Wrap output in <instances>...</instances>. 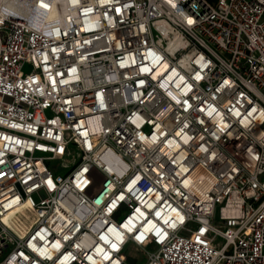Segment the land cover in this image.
I'll return each mask as SVG.
<instances>
[{
  "label": "built area",
  "instance_id": "1",
  "mask_svg": "<svg viewBox=\"0 0 264 264\" xmlns=\"http://www.w3.org/2000/svg\"><path fill=\"white\" fill-rule=\"evenodd\" d=\"M128 247L264 264V0H0V264Z\"/></svg>",
  "mask_w": 264,
  "mask_h": 264
},
{
  "label": "rangeland",
  "instance_id": "2",
  "mask_svg": "<svg viewBox=\"0 0 264 264\" xmlns=\"http://www.w3.org/2000/svg\"><path fill=\"white\" fill-rule=\"evenodd\" d=\"M23 70L24 71H29L30 70V66L28 64H26L24 67H23ZM99 183H95L91 192H94L96 190V188L98 187ZM33 198L35 199V201L38 200V197L37 195H33ZM27 212V211H26ZM25 213V212H23ZM29 215L31 214V217H33V214L31 212H27ZM126 254L128 255V260H129V263L130 264H135L136 263V259L134 256H136V252L134 251V249H132L131 247H128L126 249Z\"/></svg>",
  "mask_w": 264,
  "mask_h": 264
},
{
  "label": "bare ground",
  "instance_id": "3",
  "mask_svg": "<svg viewBox=\"0 0 264 264\" xmlns=\"http://www.w3.org/2000/svg\"><path fill=\"white\" fill-rule=\"evenodd\" d=\"M26 211H27V212L29 211V212L32 213V211H31L30 209H28L26 205L22 206V207L19 209V212H20V213H23V212H26ZM32 214H33V213H32ZM20 227H21V232H22L23 229H24V228H22L23 225H21Z\"/></svg>",
  "mask_w": 264,
  "mask_h": 264
}]
</instances>
